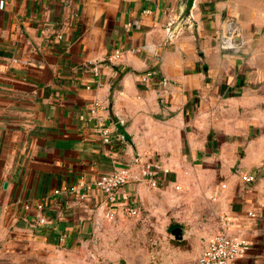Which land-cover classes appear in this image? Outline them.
Masks as SVG:
<instances>
[{"label": "crops", "instance_id": "0c3cea01", "mask_svg": "<svg viewBox=\"0 0 264 264\" xmlns=\"http://www.w3.org/2000/svg\"><path fill=\"white\" fill-rule=\"evenodd\" d=\"M180 14V0H0V264L86 263L109 210L123 214L97 179L145 161L168 170L161 187L132 180L121 200L141 209L201 167L250 245L232 264H264V0Z\"/></svg>", "mask_w": 264, "mask_h": 264}, {"label": "rangeland", "instance_id": "374dc122", "mask_svg": "<svg viewBox=\"0 0 264 264\" xmlns=\"http://www.w3.org/2000/svg\"><path fill=\"white\" fill-rule=\"evenodd\" d=\"M201 171H180L177 184L158 192L139 215L107 218L84 264H199L221 220L209 191L212 181ZM173 224L181 228L180 239Z\"/></svg>", "mask_w": 264, "mask_h": 264}, {"label": "built area", "instance_id": "2783aa9c", "mask_svg": "<svg viewBox=\"0 0 264 264\" xmlns=\"http://www.w3.org/2000/svg\"><path fill=\"white\" fill-rule=\"evenodd\" d=\"M223 45L230 48L234 45L232 37H225ZM122 52L116 50L110 54L109 59L114 60L120 58ZM96 74H99V67L94 66ZM147 78V77H146ZM98 103L94 104L91 109V116L97 115ZM102 142L111 144L114 139V130L106 125L99 124L95 129ZM135 174L129 167H116L112 171L102 174L96 181L97 187L105 194L107 204L113 207H118L125 216L135 217L140 214V207L137 205L136 200H121L119 198L120 189L128 184L130 181H137L146 184L150 188L156 189L161 187L163 180L162 175L167 173L168 170L162 166L159 161H145L139 163ZM242 179L245 182H252L256 179L255 175L244 173ZM178 188V187H177ZM218 192L214 195L217 198ZM31 205L27 204L26 209L30 210ZM39 210L43 209V204L37 205ZM114 210H109L107 218L115 217ZM254 215V214H251ZM46 217L43 214L37 216V223H44ZM231 227V220L226 216H221L220 228L213 236L207 247L201 252L199 256V264H232L238 257L244 255L250 248L247 241L242 238L233 236L229 233Z\"/></svg>", "mask_w": 264, "mask_h": 264}, {"label": "water", "instance_id": "95a60500", "mask_svg": "<svg viewBox=\"0 0 264 264\" xmlns=\"http://www.w3.org/2000/svg\"><path fill=\"white\" fill-rule=\"evenodd\" d=\"M181 1V14L177 22V26H181L191 15V8L193 6L194 0H180ZM116 128L120 131L121 136L125 142L132 143V138L126 131L121 123L116 124ZM181 228L175 227L172 229L173 233L179 232V239L181 238Z\"/></svg>", "mask_w": 264, "mask_h": 264}, {"label": "trees", "instance_id": "16d2710c", "mask_svg": "<svg viewBox=\"0 0 264 264\" xmlns=\"http://www.w3.org/2000/svg\"><path fill=\"white\" fill-rule=\"evenodd\" d=\"M178 224H173L172 226L175 228Z\"/></svg>", "mask_w": 264, "mask_h": 264}]
</instances>
